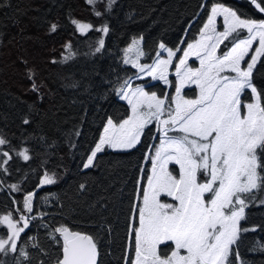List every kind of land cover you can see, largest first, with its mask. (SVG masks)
I'll use <instances>...</instances> for the list:
<instances>
[{"label": "trees", "instance_id": "16d2710c", "mask_svg": "<svg viewBox=\"0 0 264 264\" xmlns=\"http://www.w3.org/2000/svg\"><path fill=\"white\" fill-rule=\"evenodd\" d=\"M108 1L110 6L98 2L93 7L87 0H0V138L6 140L0 161L7 160L0 164V216L12 211L15 218L24 197L36 194L30 215L35 219L21 234L18 251L0 254L4 264H55L62 256L61 238L57 233L53 240L50 233L60 226L93 236L97 264H123L137 180L149 174L156 130L149 127L134 150H107L98 155L96 167L84 170L82 165L107 121L121 123L129 117L130 108L118 94L125 79L158 95L166 92L151 80L135 81L137 72L123 62L124 50L140 37L149 60L160 43L183 50L197 39L216 3L241 18L264 19L250 0ZM74 20L93 27L81 33ZM104 26L107 34L97 30ZM101 39L104 46L96 51ZM33 82L38 92L32 90ZM253 82L264 89V57ZM24 149L28 160L20 155ZM45 173L56 182L42 185ZM253 195L241 224L250 230L241 233L235 246L239 261L230 257L233 264H264V188ZM5 228L0 226V233ZM21 248L27 259L19 254Z\"/></svg>", "mask_w": 264, "mask_h": 264}, {"label": "snow or ice", "instance_id": "6c2138e0", "mask_svg": "<svg viewBox=\"0 0 264 264\" xmlns=\"http://www.w3.org/2000/svg\"><path fill=\"white\" fill-rule=\"evenodd\" d=\"M87 2L94 4L96 0ZM250 2L264 14V0ZM219 17L223 30L217 28ZM72 23L81 33L93 27L75 20ZM56 29V24L50 26V31ZM97 30L108 32L107 26ZM199 37L187 44L178 59L173 96L146 91L144 85L133 87L131 77L120 84L118 94L131 105V115L119 124L109 119L103 135L84 158L82 167L91 169L96 167L98 154L106 147L132 149L149 126L161 134L159 146L149 157L150 173L137 180L123 264H233L230 257L239 261L235 246L240 235L250 230L242 228L241 221L246 219V208L256 199L254 191L264 188V89H258L253 82L256 65L264 57V19L241 18L237 11L216 3L211 6ZM225 41L231 46L218 55ZM254 42H258L255 49ZM139 45V40L132 42L127 52H134L135 58L126 55L123 62L138 69V79L146 76L172 86L169 70L180 49L174 51L160 43L159 48L167 53V58L157 54L151 64H142L139 61L145 53ZM99 46L96 51L103 48L102 39ZM193 54L199 67L188 64ZM33 75L29 72V79ZM191 85L199 89L196 98L182 94ZM32 90L39 91L35 82ZM249 90L251 102L242 101ZM5 143L0 138V145ZM27 152L24 149L20 153L25 160L29 159ZM2 155L11 159L7 152ZM6 163L7 160L0 161ZM169 164L178 165L177 174L169 170ZM55 182V177L47 173L41 181L42 185ZM11 187L20 191L17 185ZM84 187L80 185L81 189ZM35 195L29 192L24 197L15 218L12 211L0 216V226H6L0 233V254L18 251L21 234L35 219L24 214L33 213ZM162 196L172 202L162 200ZM260 203L264 204V199ZM57 233L62 256L56 264H97L99 250L92 235L60 226L50 233L53 240ZM161 245L167 250L162 251ZM19 254L28 258L23 248Z\"/></svg>", "mask_w": 264, "mask_h": 264}, {"label": "rangeland", "instance_id": "374dc122", "mask_svg": "<svg viewBox=\"0 0 264 264\" xmlns=\"http://www.w3.org/2000/svg\"><path fill=\"white\" fill-rule=\"evenodd\" d=\"M99 2V3H98ZM104 2H106V4H107V6L108 5H110V2L108 1V0H96V2L94 3V4H90L91 6H93V7H95L96 6V4H97V6L98 5H100V4H102V3H104ZM112 3V2H111ZM225 6V5H224ZM227 7V6H226ZM234 10V9H233ZM209 15H210V13H209ZM206 23V22H205ZM217 28H218V30H223V25H222V17H219L218 18V20H217ZM89 30H87L86 32H88ZM86 32H83V33H86ZM243 35V34H242ZM199 34H198V37H197V39L196 40H199ZM134 40H139L140 41V45H139V47L143 50V52L145 53V51H144V48H143V38L141 39V37L140 38H135V39H133V41ZM195 40V41H196ZM132 41V42H133ZM195 41H192V42H190V43H193V42H195ZM132 42L130 43V45L124 50V52H123V56H124V59H125V56L127 55V56H130V57H132L133 59L135 58V53L133 52V53H128L127 52V49L132 45ZM187 46V45H186ZM186 46H185V48L183 49V50H186ZM226 46L227 47H230L231 45L229 44V42L228 41H225L224 42V44H222L221 45V47H220V49L218 50V55H221L224 51H226L227 49H226ZM258 46V42H254V44H253V49H255L256 47ZM167 47V46H166ZM167 48H170V47H167ZM174 50V49H173ZM183 50H181L180 49V51H177V54H176V57H174V59H173V65H172V67L170 68V70H169V80L172 82V86H167V85H165L162 81H153V80H151V78L150 77H143V78H135L134 80L135 81H137V80H151L150 81V84H157V83H159V84H161L165 89H166V92H167V94L169 95V97H171V96H173L174 95V89H175V85L177 84V78L175 77V75H174V72H175V67L177 66V64H178V59L179 58H181L182 57V53H183ZM174 51H176V50H174ZM157 54H159V57H161V58H167V53L165 52V51H163V50H161L160 48L158 49V51H157V53H156V55H155V57L152 59V60H149L148 59V55L145 53V55L143 56V57H141L140 58V63H142V64H151L155 59H157ZM252 55V53H249V56H251ZM262 58V57H261ZM247 59L248 58H246V61H247ZM261 60V59H260ZM188 64H189V66H191V67H193V68H196V67H199V60H198V58L193 54L192 56H190L189 57V60H188ZM259 64V63H258ZM257 64V65H258ZM126 66H129V67H131V68H133L136 72H138V69L137 68H134L133 66H132V64L131 63H129V64H125ZM257 65H256V67H257ZM255 72V71H254ZM254 74V73H253ZM132 83V86L133 87H135V86H137V85H134V81H132L131 82ZM138 85H142V84H138ZM145 89H146V87H145ZM146 91H147V89H146ZM170 92H171V94H170ZM198 93H199V89L195 86V85H191V86H187V87H185L184 88V90H183V92H182V94L186 97V98H196V96L198 95ZM250 90L249 91H246V93L244 94V96H242V101H244V102H251V96H250ZM157 95H158V93H157ZM119 98H120V100L121 101H123V102H125L128 106H129V108H130V115H131V105H129V103H128V101L127 100H124V99H122L121 98V96L119 95ZM129 115V116H130ZM114 122V121H113ZM123 122V121H122ZM114 123H116V122H114ZM117 124H119V123H117ZM106 126H107V124H106ZM105 126V127H106ZM149 127H152V126H149ZM148 127V128H149ZM148 128H146L145 130H144V133H145V131L148 129ZM104 130V129H103ZM144 133H143V135L141 136V140H140V143H141V141H142V138H143V136H144ZM103 135V132H102V134H101V136ZM160 136H161V134L160 133H158L157 131H156V142H155V144L153 145V147H152V149H151V151H150V153H149V156H148V159H149V157L150 156H152L153 154H154V149H155V147H158L159 146V138H160ZM139 143V144H140ZM139 144H137L134 148H132V149H127V150H124V149H111V148H105V151H107V150H109V151H113V152H128V151H131V150H134L135 148H137L138 147V145ZM104 151V152H105ZM103 152V153H104ZM100 154H102V153H100ZM100 154H98V155H100ZM149 162H150V167H149V173H150V170H151V161H150V159H149ZM84 169V168H83ZM84 170H89V169H84ZM169 170L170 171H172L173 172V174L175 175V174H177L178 173V165H175V164H169ZM255 192V191H254ZM161 199L162 200H167L168 202H172L171 201V198H166V197H161ZM246 210H247V208H246ZM246 210H245V214H246ZM25 215H31V214H29V213H24ZM242 222L243 221H241V224H242ZM161 250L162 251H165V250H167L166 249V247L164 246V245H161Z\"/></svg>", "mask_w": 264, "mask_h": 264}, {"label": "water", "instance_id": "95a60500", "mask_svg": "<svg viewBox=\"0 0 264 264\" xmlns=\"http://www.w3.org/2000/svg\"><path fill=\"white\" fill-rule=\"evenodd\" d=\"M255 8V7H254ZM257 10V9H256ZM258 11V10H257ZM261 14V13H260ZM264 15V14H263ZM56 264V263H55Z\"/></svg>", "mask_w": 264, "mask_h": 264}]
</instances>
